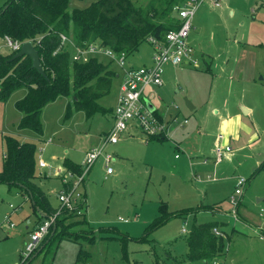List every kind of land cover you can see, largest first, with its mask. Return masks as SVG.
Instances as JSON below:
<instances>
[{
  "label": "rangeland",
  "instance_id": "374dc122",
  "mask_svg": "<svg viewBox=\"0 0 264 264\" xmlns=\"http://www.w3.org/2000/svg\"><path fill=\"white\" fill-rule=\"evenodd\" d=\"M5 1L0 0V7ZM93 1L68 0V10L84 8ZM131 1L141 7L152 2ZM219 2L220 7L204 2L193 16L188 41L194 48L196 64L163 65L162 84L151 87L158 88L154 89L155 98H150L161 109L166 122L176 116L177 122L187 117L189 123L183 126L172 123L173 133L169 132V136L163 139L149 140L138 128L129 129L120 135L116 144H108L105 150L113 155L112 172L105 174L99 157L82 181V186L86 181V188L82 187L85 194L83 214L89 227L79 223L70 226L68 231L71 234L83 232L82 236L72 235L75 240L61 238L52 241L30 264H199L198 260L187 258L186 239L192 226L201 222H217L218 229L229 236L236 231L232 240L225 241L224 253L217 260L219 264H264V239L258 237L264 235V222L257 214V207L264 205V200L247 204V199L244 203L243 197L240 198L236 218L229 201L235 177H248L257 170L264 157L256 167L254 152L239 141L231 144L232 156L223 158L216 170L209 151L197 154L195 160L192 158L195 163L191 166L185 159L187 155L174 141L200 120L201 108L209 109L207 103L220 104L221 98H229L226 92L231 89H243V100L256 105L257 120L264 125V80L253 70L255 61L264 60L262 49L254 45L260 36L264 40V27L258 26L253 19L255 0ZM0 47V53H11L4 38H0ZM150 54L151 48L144 40L128 54L127 62L135 67L141 66L149 61ZM106 58L98 55L96 60L114 73L111 68L115 64ZM234 59L237 61L235 69ZM119 81L114 77L109 92L97 100L107 111L96 112L91 117H86L83 111H76L66 118L70 96H59L46 103L40 114L39 134L18 128L21 113L15 102L25 95L26 89H14L6 100L0 101V170L5 152L4 136L32 143L37 174L34 183L43 190L50 204L58 205L57 193L63 189L60 179L63 175H55L54 166L64 159L81 162L84 151L97 146L102 132L113 121L109 111L115 103ZM211 84L220 87L223 84L224 93L220 91L221 94L214 97V93H209ZM185 98L195 105V109L186 107ZM217 131L215 125L210 124L209 134L214 135ZM199 139L195 137L193 141ZM203 157L208 158L207 164L201 162ZM40 159L45 161V167H38ZM193 174L199 179H194ZM249 179L251 181V177ZM253 181L254 192L257 189L264 191V168L254 175ZM8 188L5 183H0V242L15 246L23 241L27 218L30 226L39 223V218L28 198L21 201L22 198ZM10 203L15 210L9 208ZM198 207L199 210L195 211ZM9 211L10 220L15 225L13 228L4 220ZM162 217L164 221L156 225ZM249 225H260L262 230L255 231ZM182 227L186 228L185 232L181 231ZM7 229H11L8 237L5 236ZM236 251L239 257L233 262Z\"/></svg>",
  "mask_w": 264,
  "mask_h": 264
},
{
  "label": "trees",
  "instance_id": "16d2710c",
  "mask_svg": "<svg viewBox=\"0 0 264 264\" xmlns=\"http://www.w3.org/2000/svg\"><path fill=\"white\" fill-rule=\"evenodd\" d=\"M180 1L152 0L148 6L141 7L131 0H95L84 8H73L70 11L68 0L5 1L0 7V38L7 36L24 42L39 37L34 47L39 53L45 74L41 75L32 68L28 56L10 60L15 52L0 53V101L6 100L14 89L24 87L25 95L15 102L21 113L18 128L30 129L36 134L41 133L42 107L59 96L71 98L67 103L66 118L76 111H83L86 117L96 112H106L97 100L109 92L115 72L109 71L96 58L84 63L71 62L69 51L61 46V34L69 37L76 45L99 42L114 51L129 54L147 36L161 38L168 29L175 26L172 7ZM155 114L159 115L157 111ZM160 138L155 136L148 139ZM3 144L5 152L0 183L26 195L39 220L48 217L56 208L51 206L43 190L34 183L37 175L35 146L10 136L3 137ZM65 165L73 172H81L79 164L68 161ZM263 168L264 161L254 174ZM163 219L158 220L156 225L162 223ZM76 223L86 225L87 222L83 216L63 211L55 222L53 234L52 226L34 252L42 246L41 252L52 241L73 239L72 235L78 237L83 232L71 234L68 231ZM213 228H218L217 222H201L192 226L186 239L187 258L190 261L210 260L224 253L225 241L230 236L222 230L223 235H216ZM32 254L25 262L19 260L18 264H26ZM78 259L79 254L76 263Z\"/></svg>",
  "mask_w": 264,
  "mask_h": 264
},
{
  "label": "built area",
  "instance_id": "2783aa9c",
  "mask_svg": "<svg viewBox=\"0 0 264 264\" xmlns=\"http://www.w3.org/2000/svg\"><path fill=\"white\" fill-rule=\"evenodd\" d=\"M211 2L214 7H220L219 0H182L172 7L175 26L168 29L161 38H156L149 35L145 41L151 48L150 63L135 67L127 62L128 54L125 51H114L113 49L102 45L99 42H91L85 46L76 45L69 37L61 34V46L66 48L70 54L71 62L84 63L91 58H96L98 55H104L107 59L114 63L121 71L120 85L116 96L114 107L112 108L113 123L110 129L103 135L100 145L89 148L83 156L80 165V173L73 172L71 169H64L57 174L63 175L61 178L63 189L57 193L59 205L56 210L45 217L29 232L28 239L20 250V261L25 262L31 254L37 249L39 244L48 235L51 227L55 224L63 211L77 216L83 215L85 207V198L82 192V181L94 165L96 160L101 157L106 174L112 172L110 163L113 155L107 152L106 146L108 144H115L120 135L128 131L132 126L138 128L145 136L165 138L168 127L171 123L177 122V117H171L167 123L164 118L155 114V109L150 110L147 106L146 93L152 90V86L162 84L161 73L162 67L165 64L181 65V64H196L194 60V48L188 41L189 33L193 28V16L195 11L204 3ZM258 3H264V0H255ZM5 43L10 48L11 52H17L22 42L12 40L9 37H4ZM30 39L33 46L36 40ZM0 50L1 47H0ZM153 92V90H152ZM150 103L151 101L148 100ZM188 122L187 118H183L180 125ZM218 139H222L223 135L218 134ZM47 143V142H46ZM232 153V147L229 144L220 143L216 145L212 152L213 164L217 165L225 157H229ZM177 157V155H175ZM203 164L208 162V158L204 157L201 161ZM38 167L46 166L44 160L40 159L37 163ZM194 179H199V176H194ZM210 177V176H208ZM247 185V178L244 176H236L234 190L229 201L233 207L232 214L237 216V206L241 195ZM13 210L15 207L9 205ZM10 212L4 215V220L9 227L13 228L15 225L10 220ZM258 215L264 222V208L260 207ZM121 219V218H119ZM255 231H261L258 225L254 227ZM182 232L186 231L182 227ZM216 235H223L218 228H213ZM259 239L263 240L264 235L259 234ZM218 257L210 260H199V264H219Z\"/></svg>",
  "mask_w": 264,
  "mask_h": 264
},
{
  "label": "crops",
  "instance_id": "0c3cea01",
  "mask_svg": "<svg viewBox=\"0 0 264 264\" xmlns=\"http://www.w3.org/2000/svg\"><path fill=\"white\" fill-rule=\"evenodd\" d=\"M252 5L255 8V9L252 8V9H254L253 12L255 11V16H253V19L255 20V22L257 23L258 26L264 27V3H258L255 1V4H252ZM230 13L234 14V11H231ZM261 38L262 37L260 36V38L257 39L256 43H254V45L259 46L264 53V40H262ZM150 56H151V54H150ZM255 58L259 59L260 57H255ZM235 59H239V58H236V56H235ZM235 59H234L235 62L233 63V69H235L237 67L236 66L237 61ZM149 63H150V57H149V61H147L145 63V65H147ZM113 66L114 67L111 69L115 72L114 77H116L117 80L119 79L121 81L120 69L116 65H113ZM253 68H254L253 70L255 71V73L261 74V79L264 80V60L261 59V62L255 61L253 63ZM231 76L232 75H230V77ZM120 81L118 83V88L120 85ZM238 83H240V80H238ZM111 84H112V81H111ZM222 86H223V84L221 85V87L218 85L215 86V84H211L210 89H209V93H214V97L221 94L220 91L222 93H224L225 89ZM118 88H117V93H118ZM154 89L152 88L153 92H152V90H148L146 93V97L148 100L151 101L152 105L155 107V110L157 111L159 116H161L163 118L162 114L160 113L161 109H159L158 105H156L155 102H153V100H151L152 97L155 98ZM156 89H158V88H156ZM117 93H116V96H117ZM226 94L229 98H221L220 104L212 105V104L207 103L209 109L208 108H206V109L201 108L202 117L200 118V120L198 122H195L193 125L189 126L187 128V131H185V133L183 135H180L178 137L177 141L174 140L176 146L180 149V151H182L183 154L185 153V156L187 155V157L189 158L188 159L186 157L185 159L187 162L189 161L191 166L194 165L195 162L193 161V159L194 160L196 159L197 154H200L202 151L203 152L209 151V153H211L210 155H212L214 147L220 143L229 144L232 147L231 144L238 143L239 141L244 142L246 145H243V146H247L248 148H250L254 152L253 157L256 160V163H255L256 167L258 166V164H260L259 160L264 157V139H263L264 125L259 124V121L257 120L258 110L256 109V105L250 101H244L243 100L244 99L243 89H237V90L231 89L230 91L227 90ZM116 96H115V101H116ZM209 97L214 98L213 95H211ZM113 107H114V105H113ZM112 108H110V111H109V113L111 114L110 115L111 117H112ZM193 109H195V105H193ZM184 118H187V117H184ZM187 120H188V118H187ZM112 122L107 127V129L102 132V135L99 137V143H97V146L101 144L103 135L110 129V127L112 126ZM187 123H189V120ZM212 123L215 125V130H218L217 133L214 135L209 134L210 124H212ZM171 127H173V126L170 125L168 127L166 138L169 136L168 134L173 133V129H171ZM134 128H135V126H132L130 128V130L134 129ZM218 134H222L223 138L218 139L217 138ZM195 137H197V138L200 137V139L197 140L196 142H194L193 138H195ZM161 139H163V138H161ZM45 142H47V140ZM91 147H93V146H91ZM91 147H89V148H91ZM89 148H87L84 151V153ZM232 150H233V148H232ZM84 153H83V156H84ZM234 155H235V153H234ZM3 156H4V154H3ZM231 156H232V153H231ZM176 158L179 159V157H176ZM68 161H70V160L64 159L61 161V163H57L54 166V170H55L54 174L59 176L60 173L57 174L58 172H60L64 169H68V167L65 165V163ZM72 163H74V162H72ZM80 163L81 162L74 163V164H80ZM213 165H214L213 169L216 170L217 165H215V164H213ZM254 171L248 177H246L248 179H249V177H251V181H250V179H249L250 182L247 181V187H246L247 189L246 188L244 189V193L241 196V199L243 197L242 201L244 203H246L245 202L246 199L248 200L247 204L257 203V202H261L264 200V195H263L264 191L262 189H259V190L255 189L256 190L255 192L253 190V187H254V181L253 180H254V175H255ZM105 174H106V172H105ZM106 175H108V174H106ZM234 184H235V182H234ZM83 185L86 188V181ZM84 186H82V187H84ZM251 189H252V191H251ZM14 194H15V196H20L22 198L21 201L27 200V196L21 192L15 191ZM84 197H85V194H84ZM252 199H256V201L253 200L254 202H252ZM22 203L23 202H20V204H22ZM58 205H59V203H58ZM58 205L51 204V206H53L54 208H57ZM260 207L264 208V205H262V204L259 205L257 207V210H259ZM9 208L12 209L10 206H9ZM9 212L11 213V211H9ZM257 214H258V211H257ZM83 217L85 218V220L87 222L86 223L87 227H89L86 216L84 215ZM41 220H43V219H41ZM41 220H39V222ZM29 222H30V220L27 218V220L25 222V224H27L25 226V230H26L27 234L25 232V236L22 239L23 241L21 242V244H17L15 246H12V244H10V243L0 242V264H18V262L20 260L19 259L20 258V250L23 248L24 243L27 241L29 232L37 224L35 222L32 226H30V225H28ZM86 225L84 224V226H86ZM249 226H250V228H254L258 225H249ZM10 230L11 229H7L5 231V236H7V237L10 236ZM222 231L225 232L224 230H222ZM235 233H236V231L234 233L232 232V234L230 236L231 240L235 236V235H233ZM239 237H240V235H239ZM41 248H39L38 251L34 252L33 255L37 256L40 253L39 251ZM235 254L236 255L234 256L233 262L235 261V257H239L237 255V254H239L237 251L235 252ZM34 257H33V259H34Z\"/></svg>",
  "mask_w": 264,
  "mask_h": 264
},
{
  "label": "water",
  "instance_id": "95a60500",
  "mask_svg": "<svg viewBox=\"0 0 264 264\" xmlns=\"http://www.w3.org/2000/svg\"><path fill=\"white\" fill-rule=\"evenodd\" d=\"M21 56H28L31 60L32 68L37 70L41 75L45 74L44 70L42 68V65H41L39 53L35 49V47L33 46L32 42L30 40L22 42L20 49L10 58V60H13L15 58H19ZM184 101H185L186 107L188 109L192 110L193 104L189 100H187L186 98L184 99ZM146 103H147V106L150 110L155 109V107L152 105V103H150L148 100H146ZM54 229H55V224L53 225V229L51 231V234H53ZM34 256L35 255H33L32 258H30V260L28 262H31ZM28 262L26 264H28Z\"/></svg>",
  "mask_w": 264,
  "mask_h": 264
},
{
  "label": "bare ground",
  "instance_id": "6f19581e",
  "mask_svg": "<svg viewBox=\"0 0 264 264\" xmlns=\"http://www.w3.org/2000/svg\"><path fill=\"white\" fill-rule=\"evenodd\" d=\"M178 122H179V121H178ZM178 122H177V123H178Z\"/></svg>",
  "mask_w": 264,
  "mask_h": 264
}]
</instances>
